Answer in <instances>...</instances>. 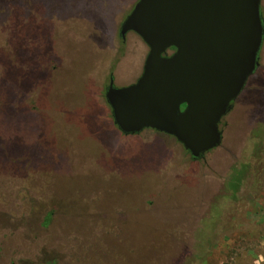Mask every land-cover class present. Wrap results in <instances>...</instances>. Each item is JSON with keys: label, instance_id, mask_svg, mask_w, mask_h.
Listing matches in <instances>:
<instances>
[{"label": "rangeland", "instance_id": "1", "mask_svg": "<svg viewBox=\"0 0 264 264\" xmlns=\"http://www.w3.org/2000/svg\"><path fill=\"white\" fill-rule=\"evenodd\" d=\"M138 1L2 14L18 51H0V264H264V42L253 96L194 161L163 133L122 134L106 101L143 72L149 49L120 36Z\"/></svg>", "mask_w": 264, "mask_h": 264}, {"label": "water", "instance_id": "2", "mask_svg": "<svg viewBox=\"0 0 264 264\" xmlns=\"http://www.w3.org/2000/svg\"><path fill=\"white\" fill-rule=\"evenodd\" d=\"M262 0H139L120 30L149 49L140 79L106 101L126 136L154 130L194 160L222 145L220 123L258 66Z\"/></svg>", "mask_w": 264, "mask_h": 264}, {"label": "trees", "instance_id": "3", "mask_svg": "<svg viewBox=\"0 0 264 264\" xmlns=\"http://www.w3.org/2000/svg\"><path fill=\"white\" fill-rule=\"evenodd\" d=\"M18 1H22V5L24 6V5H26V3L24 2V1H26V0H0V19H2V14H7L8 16H12L13 15V12H14V7H15V4L18 2ZM17 4H19V3H17ZM16 4V5H17ZM7 22H8V24H9V27L7 28V27H5V28H2L1 30H0V51L1 50H4V52L5 53H7L8 54V52H12V54H11V56L13 55H15V53H17V51H18V47H16L15 45H14V43H12L11 42V44H9L10 42H8V41H5V39H4V33L6 32V31H8V29H9V31H11V32H16L17 31V29H16V27H17V25H15V24H12L11 23V20L9 21V20H7ZM123 24V23H122ZM122 26V25H121ZM6 29V30H5ZM8 42V43H7ZM6 43L8 44V47H6ZM54 43L53 42H49L48 43V50H50L48 53H50L51 55H53L54 53H53V51H54V45H53ZM29 48V47H28ZM26 49V48H25ZM29 52H31V51H29ZM28 52V53H29ZM0 57H2V55H0ZM30 70V69H29ZM41 70H43L41 67L39 68V70H38V72H39V76H38V79H42L43 78V76H45V74L47 73L46 71H41ZM33 72V70L31 71V73H30V75H33V74H35L34 72ZM46 78H43L42 80L44 81Z\"/></svg>", "mask_w": 264, "mask_h": 264}, {"label": "flooded vegetation", "instance_id": "4", "mask_svg": "<svg viewBox=\"0 0 264 264\" xmlns=\"http://www.w3.org/2000/svg\"><path fill=\"white\" fill-rule=\"evenodd\" d=\"M259 69H260V59H258V66L255 70V72L253 73V75L249 78L248 82L246 83L244 89L242 90L241 94L239 95V97L237 98V100L235 102L232 103V107L230 109V111L227 113V115L223 118V120L221 121L220 123V126H219V129L221 131V127H222V124H224V126H228V121L229 119L231 118L232 115H235V113L237 112V110L239 109V103L241 102L242 98L243 97H246L247 100L253 96V90H254V87H255V84H254V80L255 77L258 75V72H259ZM111 81V80H110ZM248 94L247 96H244ZM246 102V101H245ZM249 105V104H247ZM226 121V122H225ZM223 135V133H222ZM223 142V141H222ZM212 152V151H211ZM210 153V152H209ZM203 159V158H202ZM202 159H199V160H202ZM194 160V159H193ZM199 160H194V161H199Z\"/></svg>", "mask_w": 264, "mask_h": 264}]
</instances>
